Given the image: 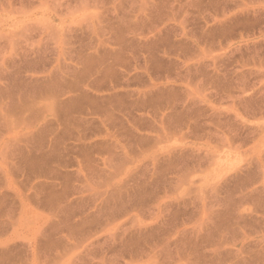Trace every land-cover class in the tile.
<instances>
[{"label":"rangeland","instance_id":"obj_1","mask_svg":"<svg viewBox=\"0 0 264 264\" xmlns=\"http://www.w3.org/2000/svg\"><path fill=\"white\" fill-rule=\"evenodd\" d=\"M191 54L200 60H179ZM99 55L114 57L120 88L146 92L157 119L165 101L161 88L169 107L180 102V111L188 113L194 88L199 116L207 118L208 103L222 107L225 92L239 91L242 80L245 91L264 98V0H0L3 148L21 151L49 117L64 118L58 97L74 96L71 88L90 92L99 86ZM135 99L120 101L121 107L133 104L121 114L134 121L149 112ZM119 133L131 140L117 143L118 166L99 161V174L88 175L89 185L99 182V193L88 190V219L71 222L72 264H240L239 248L224 237V227L218 229L221 223L199 221L206 218L201 214L175 219L182 202L177 182L188 187V210L198 213L208 189L202 196L197 184L223 180L202 172L209 162L205 149L185 143L182 171L162 172L158 151L145 160L159 143L133 140L137 132L123 127ZM4 160L16 164L15 157Z\"/></svg>","mask_w":264,"mask_h":264},{"label":"crops","instance_id":"obj_2","mask_svg":"<svg viewBox=\"0 0 264 264\" xmlns=\"http://www.w3.org/2000/svg\"><path fill=\"white\" fill-rule=\"evenodd\" d=\"M199 56L191 54L179 60L194 63ZM113 58L99 55V86L90 92L75 87L68 92L74 96H59L65 106L64 118L56 120L55 114L49 117L46 128L27 140L21 151L19 147L15 153L4 149L1 141L0 264H72L75 250L71 222L88 219V190L99 193V182L89 185L88 175L99 174V161H107L109 168L118 166L117 143L131 140L120 137L121 127L137 132L133 140L146 138L159 143L145 160L158 151L162 172L182 171L184 156L180 147L185 143L204 148L202 157L209 162L207 167L202 166V172L222 174L223 180L197 184L202 196L208 189L198 213L188 210V187L177 182L176 198L182 202L177 204L175 219L193 220L191 215L201 214L206 218L199 217V221L221 223L218 229L224 227V237L230 236L231 245L239 248L240 264H264L263 95L257 90L245 91L246 82L242 80L239 91L225 92L222 107L208 103V117L201 118L194 88L191 107H187L191 113L181 112L180 102L175 103L176 108L169 107L167 90L161 88V100L165 97V101L160 102L157 119L150 111L152 104L146 100L145 91H140L139 97V89L120 88L114 78L119 67ZM240 71L241 76L249 72L247 68ZM131 99L137 101L140 110L145 107L149 111L146 118L140 116L134 121L127 113L121 114L133 104L125 102L121 107L120 101ZM68 105L80 107L69 109ZM169 109L176 112L169 115ZM206 126L208 132L201 135V127ZM211 126L222 129L217 132ZM188 127L191 135H185ZM12 157L16 158L15 165L4 160Z\"/></svg>","mask_w":264,"mask_h":264}]
</instances>
